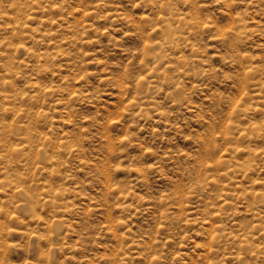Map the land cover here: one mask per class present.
<instances>
[{
    "label": "rangeland",
    "instance_id": "obj_1",
    "mask_svg": "<svg viewBox=\"0 0 264 264\" xmlns=\"http://www.w3.org/2000/svg\"><path fill=\"white\" fill-rule=\"evenodd\" d=\"M0 264H264V0H0Z\"/></svg>",
    "mask_w": 264,
    "mask_h": 264
}]
</instances>
